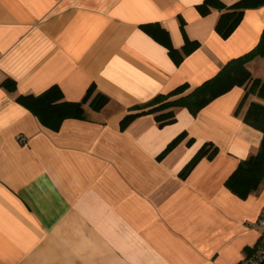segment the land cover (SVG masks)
<instances>
[{
	"label": "crops",
	"instance_id": "crops-1",
	"mask_svg": "<svg viewBox=\"0 0 264 264\" xmlns=\"http://www.w3.org/2000/svg\"><path fill=\"white\" fill-rule=\"evenodd\" d=\"M203 1L0 0V264H239L253 254L264 183L242 198L225 182L261 143L242 120L255 96L236 114L246 88L235 87L195 116L180 108L172 124L145 114L121 128L135 108L199 86L258 44L264 6L246 10L224 40L220 12L197 11ZM145 24L163 28L178 51L186 40L198 47L176 65ZM247 68L264 80V59ZM92 85L109 103L85 106V120L56 132L15 101L58 86L79 102ZM205 144L214 157L180 177Z\"/></svg>",
	"mask_w": 264,
	"mask_h": 264
},
{
	"label": "trees",
	"instance_id": "trees-1",
	"mask_svg": "<svg viewBox=\"0 0 264 264\" xmlns=\"http://www.w3.org/2000/svg\"><path fill=\"white\" fill-rule=\"evenodd\" d=\"M262 6H264V0H239L230 6L224 5L219 0H204L196 6V9L201 16H207L212 10L220 12L215 24V32L220 38L226 40L238 27L246 10L257 9ZM180 27L183 31V23ZM140 28L167 50L168 55L176 65H179L186 56L198 47L197 43L186 40L182 50L178 51L172 46L168 33L158 24H145ZM257 57L264 59V32H262L260 40L253 50L228 61L215 77L193 89H190L187 84H183L167 94L156 96L144 106L135 108L136 113L126 116L121 121V128L123 129L136 117L145 114H153L160 127L172 124L175 122L177 109L185 108L191 115L195 116L213 100L228 93L233 88L245 87L246 91L236 109V114L249 96H255L257 101L248 104L242 120L247 126L261 132L262 139L257 152L239 163L235 171L226 180L225 186L232 193L242 198L246 197L264 183V80L253 79L247 68V64ZM1 86L10 93H14L16 89L15 83L11 80H5ZM15 101L32 113L43 127L54 132L58 131L67 119L85 120V106H88L93 112H100L109 103L106 96L95 93L93 85L79 102L65 101L58 86H52L37 96L19 95ZM184 137V133L176 137L158 156V159L165 157ZM215 154L216 148L210 144H205L183 168L179 176L186 178L200 160L205 157L210 159Z\"/></svg>",
	"mask_w": 264,
	"mask_h": 264
},
{
	"label": "built area",
	"instance_id": "built-area-1",
	"mask_svg": "<svg viewBox=\"0 0 264 264\" xmlns=\"http://www.w3.org/2000/svg\"><path fill=\"white\" fill-rule=\"evenodd\" d=\"M18 142L24 144L25 139L21 137ZM253 227L260 233L258 243L253 254L244 258L239 264H264V208H262L259 218L253 224Z\"/></svg>",
	"mask_w": 264,
	"mask_h": 264
}]
</instances>
